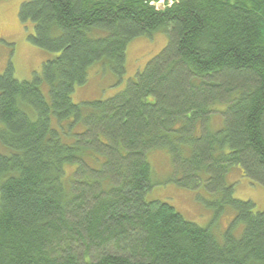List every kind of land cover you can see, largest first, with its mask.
I'll list each match as a JSON object with an SVG mask.
<instances>
[{"label": "trees", "instance_id": "obj_1", "mask_svg": "<svg viewBox=\"0 0 264 264\" xmlns=\"http://www.w3.org/2000/svg\"><path fill=\"white\" fill-rule=\"evenodd\" d=\"M151 1L20 4L30 42L56 55L32 81L0 74V264H264V210L224 180L238 166L264 185V0ZM156 32L167 44L135 81L72 101L90 66L123 73L128 42ZM153 148L179 183L215 182L233 211L222 238L145 199Z\"/></svg>", "mask_w": 264, "mask_h": 264}, {"label": "rangeland", "instance_id": "obj_2", "mask_svg": "<svg viewBox=\"0 0 264 264\" xmlns=\"http://www.w3.org/2000/svg\"><path fill=\"white\" fill-rule=\"evenodd\" d=\"M25 1L28 0H0V74L11 64L15 78L32 81L36 75H40L43 62L52 59L56 53L35 46L28 39L34 33L33 24L18 18L19 6ZM167 39L165 33L156 32L129 41L121 74L102 61L94 63L88 70L87 81L74 87L72 101L82 103L106 99L124 90L130 81L137 79V74L144 69L148 60L165 47ZM39 88L48 97V85L44 81L39 82ZM211 117L208 120L211 127L220 125L221 118L217 113ZM145 156L151 166L153 184L145 199L169 203L186 220L209 227L222 238L231 225L233 211L228 206L216 209L222 196L215 182L198 180L197 184L194 182L195 186H185L174 179L184 176L179 171L175 172L166 149H149ZM186 180L190 184V179ZM224 180L231 186L234 198L251 200L255 211L264 210V185L246 177L238 166L231 167ZM242 226L241 223L236 224L232 228L233 234H240Z\"/></svg>", "mask_w": 264, "mask_h": 264}, {"label": "bare ground", "instance_id": "obj_3", "mask_svg": "<svg viewBox=\"0 0 264 264\" xmlns=\"http://www.w3.org/2000/svg\"><path fill=\"white\" fill-rule=\"evenodd\" d=\"M176 164V163H175Z\"/></svg>", "mask_w": 264, "mask_h": 264}]
</instances>
